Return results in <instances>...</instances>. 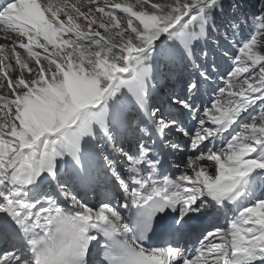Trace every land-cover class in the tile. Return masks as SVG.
I'll use <instances>...</instances> for the list:
<instances>
[{"label":"snow or ice","instance_id":"1","mask_svg":"<svg viewBox=\"0 0 264 264\" xmlns=\"http://www.w3.org/2000/svg\"><path fill=\"white\" fill-rule=\"evenodd\" d=\"M261 4L237 42L223 0H0V264H264ZM209 29L236 48L218 53L226 74L193 52ZM177 61L196 72L189 97L150 105L153 66L167 79ZM167 148L192 152L176 175ZM212 213L226 227L183 246Z\"/></svg>","mask_w":264,"mask_h":264},{"label":"trees","instance_id":"2","mask_svg":"<svg viewBox=\"0 0 264 264\" xmlns=\"http://www.w3.org/2000/svg\"><path fill=\"white\" fill-rule=\"evenodd\" d=\"M223 4H224V9L225 8H230V2L229 0H223ZM238 9L240 10L241 13V17L243 18V23H240V27L239 28H252L253 24H254V20L253 17L259 16L262 10V4H261V0H237V4ZM217 12L220 13V15L217 17V25L219 28V25H221V22H219L221 19H223L220 9H217ZM226 14H228V12H224ZM246 18V19H245ZM227 19L228 17H226V25H227ZM227 27L224 23L221 25L222 28ZM210 31V29H209ZM216 32H214L213 30H211L210 32H208V39H211L213 37V35Z\"/></svg>","mask_w":264,"mask_h":264},{"label":"bare ground","instance_id":"3","mask_svg":"<svg viewBox=\"0 0 264 264\" xmlns=\"http://www.w3.org/2000/svg\"><path fill=\"white\" fill-rule=\"evenodd\" d=\"M101 3L103 4L104 1H102ZM240 32H241V31H240ZM219 63H220V61H218L217 59H215V60L209 61V62L207 63V66H208L209 68H212V71L215 72V71H217V67H216V65H219ZM208 84H210L212 87H214L213 84H212L211 82H209ZM162 95H165V91H162ZM122 202H123V201H120V203H122ZM186 239H187V241H189V235L186 237ZM181 243H182V241H181Z\"/></svg>","mask_w":264,"mask_h":264},{"label":"rangeland","instance_id":"4","mask_svg":"<svg viewBox=\"0 0 264 264\" xmlns=\"http://www.w3.org/2000/svg\"><path fill=\"white\" fill-rule=\"evenodd\" d=\"M102 1H104V0H99V2H102ZM117 2H119V0H117ZM223 11L226 12V8L223 9ZM227 12H229V10H227ZM117 14H118V15H121V16L124 15L123 13H120V12H119V13L117 12ZM101 31H102V30H101ZM219 31L221 32V29H220V28H219ZM216 34H218V33H216ZM193 52H194L195 56L198 57V55H197L198 50L196 49V45H193ZM202 54H203V52H202ZM197 62L200 63V59H198ZM154 66H155V65H154ZM154 66H153V67H154ZM218 77H219V76H218ZM28 78H31V77H28ZM150 81H151V79H150ZM150 81H149V83H150ZM216 87L218 88V86H215L214 88H216Z\"/></svg>","mask_w":264,"mask_h":264}]
</instances>
